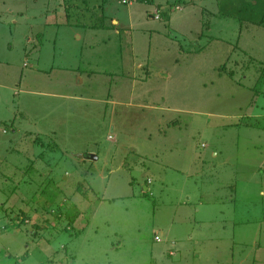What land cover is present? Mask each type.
<instances>
[{
    "label": "rangeland",
    "instance_id": "374dc122",
    "mask_svg": "<svg viewBox=\"0 0 264 264\" xmlns=\"http://www.w3.org/2000/svg\"><path fill=\"white\" fill-rule=\"evenodd\" d=\"M263 158L264 0H0V264H264Z\"/></svg>",
    "mask_w": 264,
    "mask_h": 264
},
{
    "label": "crops",
    "instance_id": "0c3cea01",
    "mask_svg": "<svg viewBox=\"0 0 264 264\" xmlns=\"http://www.w3.org/2000/svg\"><path fill=\"white\" fill-rule=\"evenodd\" d=\"M133 11H132V8L130 7V8H128V12H127V14H128V16H129V22H131L132 21V19H133V13H132ZM133 42H134V37H133ZM133 46H135L134 45V43H133ZM7 56H9V55H7ZM135 57H138V56H135ZM93 156H95L96 158H97V156L96 155H93ZM92 156V157H93ZM95 158V159H96ZM92 159H94V158H92ZM262 160V162H264V158L263 159H261ZM262 172L264 173V169L262 170V171H260V172H258L260 175H262Z\"/></svg>",
    "mask_w": 264,
    "mask_h": 264
},
{
    "label": "water",
    "instance_id": "95a60500",
    "mask_svg": "<svg viewBox=\"0 0 264 264\" xmlns=\"http://www.w3.org/2000/svg\"><path fill=\"white\" fill-rule=\"evenodd\" d=\"M92 158H94V159H95L96 157H95V156H93Z\"/></svg>",
    "mask_w": 264,
    "mask_h": 264
},
{
    "label": "built area",
    "instance_id": "2783aa9c",
    "mask_svg": "<svg viewBox=\"0 0 264 264\" xmlns=\"http://www.w3.org/2000/svg\"><path fill=\"white\" fill-rule=\"evenodd\" d=\"M125 1V0H124Z\"/></svg>",
    "mask_w": 264,
    "mask_h": 264
}]
</instances>
